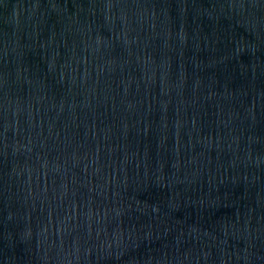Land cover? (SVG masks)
<instances>
[{
    "label": "water",
    "instance_id": "obj_1",
    "mask_svg": "<svg viewBox=\"0 0 264 264\" xmlns=\"http://www.w3.org/2000/svg\"><path fill=\"white\" fill-rule=\"evenodd\" d=\"M0 264H264V0H0Z\"/></svg>",
    "mask_w": 264,
    "mask_h": 264
}]
</instances>
